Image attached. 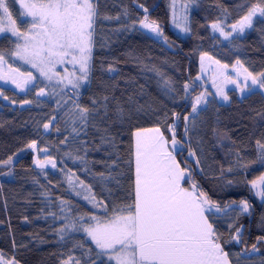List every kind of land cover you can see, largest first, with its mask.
<instances>
[{"label":"trees","instance_id":"obj_1","mask_svg":"<svg viewBox=\"0 0 264 264\" xmlns=\"http://www.w3.org/2000/svg\"><path fill=\"white\" fill-rule=\"evenodd\" d=\"M177 1L189 6L186 24L189 31L185 36L170 28L172 0H98L100 16L92 35L89 82L78 95L47 85L38 78L33 82L35 87L31 84L23 92L0 85V93H3L0 95V257L6 263L62 264L69 255L77 260L85 258L87 247L95 248L86 234L82 230L70 232L63 241L60 240L57 230L63 222L54 220L51 213L63 215L60 213V201L64 200L69 202L66 211L70 216H90L97 210L84 199L85 195L105 200L109 205V216L112 207L126 206L130 202V194L134 198L133 133L140 128L159 125L170 139L172 134L164 123L165 113L167 123L173 122V112L179 114L177 138L185 146L177 160L182 167L187 166L184 116L190 113L192 102L202 91L195 81L202 53H208L213 60H219L228 67L239 59L243 68L254 75L264 72V16L238 41L241 54L222 48L210 29L211 23L224 16L230 24L238 23L247 9L259 0ZM9 3L18 29L28 31L30 24L22 23L28 20L20 15L21 9L15 0H9ZM144 8L148 9L149 19L159 23L163 32L161 41L140 30L138 21L146 15ZM105 16L110 19H103ZM15 46L16 42L11 37L0 38V51L8 53L15 50ZM128 49L183 89L185 83L189 84V94L185 96L184 92L181 100L166 94L150 74L126 55ZM12 57L7 56L5 65L8 68L29 71L15 63ZM109 68L114 71H109ZM42 87L46 95L38 97L37 92ZM105 95L115 99L109 100L110 119L101 127L108 128L115 146L109 147L110 157L95 151L100 133L89 126L88 136L84 137L90 149L86 171L80 161L65 155L69 151L75 152L73 141L69 139L67 145L61 143L71 133V124L66 123L67 113L73 107V101L90 106L93 97L102 100ZM228 98L227 104L218 103L214 97L207 100L195 117V128L190 133L191 146L201 157L203 171L195 168V160H192L194 180L221 206L232 200L237 203L241 199L249 201V213L238 217L233 214L231 221L222 217L212 223L220 234L223 250L228 253L229 264H264V201L256 196L250 183L264 174V166L258 163L249 164L247 168L235 166L233 173H225L226 179L235 181L231 187H225L224 180L219 178L221 166L227 168L234 164L237 151L243 157L242 164L256 159L258 149L248 105L259 96L253 93L239 99L235 93L229 92ZM25 100L32 103L25 104ZM117 101L124 111L122 119L114 115ZM138 108L142 110L137 111ZM49 121L46 131L43 125ZM33 141L37 150L46 149L47 157L56 163V168L35 167L31 147H28ZM79 154L83 156V150ZM10 157V163H3ZM114 160L117 164L111 174L115 179L101 183L98 173L105 171V164L101 161L111 165ZM72 173L75 174L72 177L75 190L67 178ZM105 174L108 175L107 172ZM80 180L92 189L91 193L79 186ZM185 187L190 188V184ZM77 192L81 195L78 196ZM97 214L105 219L102 213ZM229 222L233 223L231 229ZM236 228L240 233L232 239ZM77 243H83L85 247L74 248ZM92 255L94 257V253Z\"/></svg>","mask_w":264,"mask_h":264},{"label":"snow or ice","instance_id":"obj_2","mask_svg":"<svg viewBox=\"0 0 264 264\" xmlns=\"http://www.w3.org/2000/svg\"><path fill=\"white\" fill-rule=\"evenodd\" d=\"M15 2L22 10L20 15L31 18L28 21H22V23L30 24V28L28 31H20L17 21L13 18V12L10 10L9 0H0V14H2L0 15V33L10 31L12 36L17 37V40L22 38L24 41L23 44L16 42L15 50L8 53L0 51V68L8 63L7 56L10 55L30 65L31 68L37 69L40 76L51 80L52 76L49 73L55 75L53 68L57 63H72L74 66L78 64L80 74L76 75L73 72L70 75L74 79L66 78L67 83L73 89L78 90L81 83L88 79L94 24L100 16L97 8L98 0H15ZM187 7L185 4V13ZM240 7L243 8L244 5L241 4ZM144 12L146 15L138 21L140 28L146 29L156 37L163 36L159 23L149 19L147 8H144ZM257 13L264 16V0L252 4L238 23L231 25L232 32H226L219 20L211 23L210 27L213 32H219L220 36L227 40L233 32L243 33L245 28H251L253 17ZM127 14V9H125L124 15ZM5 19L8 22L7 27L4 26ZM103 19H110V17L105 16ZM180 19L187 21L188 17L185 14ZM173 23L180 28V31H189L186 24L177 22L175 0H173ZM132 27L134 28V25ZM205 58L213 60L206 52L201 54V60ZM213 63L219 65L220 61L214 60ZM236 64L243 68L239 59L236 60ZM220 66L228 67L227 65ZM10 70L23 78L13 79V83L21 91H24L29 84L36 86L33 82L37 78L31 71L24 72L14 67H10ZM109 71H114V69L109 68ZM243 71L246 81L251 80L253 86L264 90V72L254 75L247 68H243ZM197 79L199 80L200 77ZM231 82L236 83L235 80ZM63 83V80L58 81V84ZM164 85L172 91L169 81L165 80ZM237 87L241 92L251 91L247 85L241 87L237 84ZM189 88V84L185 83V96L189 94ZM45 95V88H40L37 96ZM217 95L223 96L224 100L228 99L222 89L217 90ZM110 99L115 98L105 95L102 100H98L93 97L90 106H82L73 101V107L67 113L66 123L71 124V133L65 136L61 143L67 145L69 139L73 141L76 145L75 152L69 151L65 155L74 161H80L86 171L88 170L86 157L90 149L84 137L88 136L89 126L100 133L99 144L95 146V151L103 152L110 157L109 147L115 146L108 128L101 127L110 119ZM204 99V93L196 96L191 105V113L184 116V137L188 144L187 166L182 167L177 161V155L183 151L185 146L184 142L177 138L176 121L179 119V114L173 112V122L167 123V113H165L164 123L167 124L168 132L172 134L170 139L159 125L140 128L133 133L134 198L133 194H130V202L126 206L112 207V214L109 216V205L105 200H97L95 196L85 195L84 199L89 201L92 208L105 217L102 220L97 212H93L90 216L72 217L66 211L69 202L60 201V213L63 215L51 213L54 220L63 222L62 227L57 230L60 240L63 241L70 232L82 230L91 240V244L95 245V248L91 245L87 247L84 253L85 258L77 260L69 255L68 259L62 260V264H113V262L115 264H229L228 253L223 250L219 240L220 234L212 221L222 217L231 221L233 214L238 217L249 213L251 205L247 199H241L238 203L232 200L221 206L219 201L211 199L194 180L191 161L195 160V168L203 171V167L201 157L191 146L190 133L195 128V117L199 115L201 111L199 105ZM24 103L29 104L32 101L25 100ZM57 103L59 104L60 101ZM141 110L137 109V111ZM114 115L117 119L123 118L124 111L119 101L116 102ZM50 123L51 121L43 125L46 131ZM169 144L172 145L171 148L168 147ZM256 146L258 151L255 160L242 164L243 157L237 151L234 164H229L227 168L221 166L219 178L224 180L225 187H231L235 183L233 179L225 177V173L234 172L235 166L247 168L249 164L257 163L264 166V141L257 139ZM28 147L35 148V141ZM81 150L84 152L83 156L79 154ZM10 162L11 157L3 163ZM34 163L37 167L42 166L41 161L35 158ZM48 163L56 168L54 161L48 160ZM101 163L105 164V171L98 173L100 182L114 180L115 177L111 173L117 161H112L111 165L107 161H101ZM74 175L72 173L67 177L70 185H72ZM250 183L256 196L264 201V174ZM186 184H190V188L185 187ZM79 186L89 193L92 191L83 180L79 181ZM72 187L75 190L76 186L72 185ZM76 194L81 195L80 192ZM228 227L231 229L233 223L229 222ZM235 232L236 235L232 236V239L237 238L240 229L236 228ZM84 247L83 243L74 245V248L83 249ZM255 247L253 245V248ZM0 264L4 262L0 261Z\"/></svg>","mask_w":264,"mask_h":264},{"label":"rangeland","instance_id":"obj_3","mask_svg":"<svg viewBox=\"0 0 264 264\" xmlns=\"http://www.w3.org/2000/svg\"><path fill=\"white\" fill-rule=\"evenodd\" d=\"M186 3H180L179 1L175 0V15L177 22L182 23V24H187V21H182L180 18L183 15H188V4H187V12L185 13V6ZM18 5V4H17ZM19 7V5H18ZM20 8V7H19ZM171 14H170V28L173 30L176 34L180 36H185L187 32H182L180 31V28L177 27L173 23V0L171 2ZM22 11V10H21ZM2 15V14H1ZM262 16L257 13L256 16L253 17V24L256 21H258ZM27 20H30V17H25ZM222 22V26L224 27V30L226 32H232L231 25L228 22V19L226 16L220 18ZM237 24V23H235ZM4 26H8V22L5 19L4 21ZM251 27V28H252ZM140 28V26H139ZM251 28H245L243 33H240L239 31L233 32L232 36L229 37V39L225 40L223 37L220 36L219 32H213L211 29L212 35L215 36L218 39L219 45L222 46V48H225L228 52H233V51H238V53L241 54V48L239 45V40H241L244 36H246L250 31ZM140 30L149 35L150 37L161 41L160 37H156L154 34L148 32L146 29L140 28ZM3 36H9L12 39L15 40V42H19L23 44V39L17 40V37L12 36L10 31H6L4 33H0V38ZM136 65H138L143 71L146 73L150 74L161 86V88L168 94L169 96L173 97H178L180 100L183 99L184 97V89L176 84L173 80H171L169 77L164 75L162 72L157 70L155 67L151 66L149 63H147L145 60L137 56L134 52L131 50H127L126 54ZM70 59V58H69ZM12 60L15 63L20 64L21 67L27 68L29 71L33 73V75L40 79L43 83L51 86H57L62 88L64 91H71L74 94H77L80 92L81 88L86 86L89 82V75L87 81H84L81 83L80 88L73 89L70 84L67 83V79H74L70 74L75 73L76 75H79V65H73L72 63H66V64H59L57 63L55 67L53 68V73H49V75L52 76L51 80L46 79L45 77L40 76L39 71L37 69H33L30 67V65L24 64L22 61L16 59L15 57H12ZM214 60H208L205 58L203 61L199 60V71H198V77L200 79L198 80L197 78L195 79L196 83L199 84L202 88L201 93L205 94V99L204 101L201 102L199 105V108L203 107L204 104L206 103L207 100L211 98H215L218 103L220 104H227L229 102V98L227 100H224L223 96L217 95V90L222 89L224 95H227L229 92L235 93V95L239 98L242 99L250 94L253 93H258L259 99L252 101L249 103V111H250V119H251V126H252V131H253V136L254 140L256 141L257 139H260L264 141V90H261L258 86H253L251 84V80H245V74L243 71V68L240 67V65L233 64L230 67L224 68L221 67L220 65L223 64H216L213 63ZM90 64V63H89ZM90 70V67H89ZM239 73V74H238ZM67 78V79H66ZM13 79L21 80L23 79L22 77L18 76L16 72H13L8 68L6 65H3L2 68H0V85L1 86H6L10 87L18 92H23L20 89L16 87V85L13 83ZM63 80V84H58V81ZM167 80L169 81V86L171 87L172 91L168 90V87L164 85V81ZM235 80L236 83H232L231 81ZM237 84H239L241 87H245L247 85L248 87L251 88V91L245 90L244 92L240 91V88L237 87ZM31 84L27 85L25 87V90L30 86ZM24 90V91H25ZM200 93V94H201ZM199 96V95H198ZM193 103V102H192ZM192 111V109H191ZM190 111V113H191ZM133 145H134V137H133ZM169 148L172 147L171 144L168 145ZM31 152L33 153V156L35 159L40 160L42 166L37 167L36 164L34 163L36 168L39 169H53L52 164L48 163V160H50L47 157V152L45 151H39L37 148H30ZM178 161V160H177ZM134 171H135V163H134ZM254 191V190H253ZM255 193V191H254ZM88 241L91 243V240L86 236ZM95 247V245H93ZM0 261H3V259L0 257ZM4 264H12V263H6L3 261ZM115 264V262H113Z\"/></svg>","mask_w":264,"mask_h":264}]
</instances>
